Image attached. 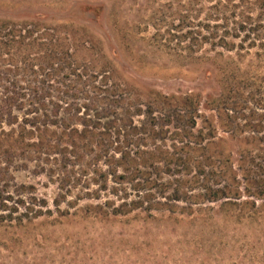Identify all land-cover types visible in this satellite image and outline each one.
Listing matches in <instances>:
<instances>
[{"label":"trees","instance_id":"trees-1","mask_svg":"<svg viewBox=\"0 0 264 264\" xmlns=\"http://www.w3.org/2000/svg\"><path fill=\"white\" fill-rule=\"evenodd\" d=\"M224 1V9L213 6L218 11L214 21L224 20L213 27L224 26L230 39L243 33L248 45L264 47V0ZM31 9L25 6L26 12ZM59 10L68 13L62 18L67 22L53 28L38 8L26 13H35L34 20L0 19V222L22 224L52 215L35 186L16 182L15 173L28 169L36 176L56 177L61 192L56 207L72 189L94 185L71 205L107 193L122 202L86 208L106 207L111 210L105 215L115 216L164 208L185 213L222 201L224 211L264 210V113L257 123L239 125L224 109L226 137L218 139L216 126L199 113L203 106L194 92L151 90L148 101L140 102L124 81L113 78V63L95 70L76 56L79 48L95 46L88 27L78 20L94 21L104 30V18L109 20L113 11L102 0H72ZM216 37L211 32L201 39L229 52L243 47L224 36L215 42ZM112 55L118 56L116 50ZM198 119L204 122L201 129ZM220 143L224 152L216 149ZM168 193L164 202L159 200Z\"/></svg>","mask_w":264,"mask_h":264},{"label":"rangeland","instance_id":"rangeland-1","mask_svg":"<svg viewBox=\"0 0 264 264\" xmlns=\"http://www.w3.org/2000/svg\"><path fill=\"white\" fill-rule=\"evenodd\" d=\"M71 1L0 0V19L34 20L35 13H26L37 12L38 8L45 10L43 20L53 28L67 22L62 18L68 13L59 7ZM102 2L114 13L109 20L105 16L104 30L94 21L78 20L88 27L95 43L93 50L78 49L79 61L90 63L95 70L113 63L117 69L113 78L124 81L129 93L142 103L148 101L151 90L198 94L203 106L199 113L216 126L218 139L226 137V108L239 125L249 120L259 122L264 113V47L259 43L248 45L249 39H241L243 33L238 39H230L224 26L213 27L224 21H214L218 20V11L213 6L224 9L226 1ZM25 6L32 9L26 12ZM180 6L188 11L186 15L179 13ZM179 25L182 28H177ZM188 30L193 35L182 38ZM211 32H217L215 42L224 36L243 47L229 52L202 42V36ZM191 38L197 41L190 42ZM114 50L117 57L112 55ZM203 126V119H198L196 128ZM216 149L224 152V143ZM15 180L35 186L36 195L47 201L52 215L22 224L16 220L0 222V264H264V210L231 207L224 211L219 201L192 206V211L185 213L164 208L141 209L125 216L105 215L111 209L86 206L104 205L107 200L117 206L122 201L102 193L97 200L83 199L71 205L94 185L83 191L80 187L72 189L56 207L54 200L61 193L56 177L36 176L28 169L15 173ZM170 195L159 200L164 202ZM129 197L134 199L133 194ZM178 206L188 207L184 203Z\"/></svg>","mask_w":264,"mask_h":264}]
</instances>
